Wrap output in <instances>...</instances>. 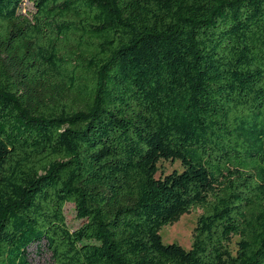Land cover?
Wrapping results in <instances>:
<instances>
[{
    "label": "trees",
    "instance_id": "16d2710c",
    "mask_svg": "<svg viewBox=\"0 0 264 264\" xmlns=\"http://www.w3.org/2000/svg\"><path fill=\"white\" fill-rule=\"evenodd\" d=\"M196 210L191 249L164 244ZM33 246L264 264V0H0V264Z\"/></svg>",
    "mask_w": 264,
    "mask_h": 264
},
{
    "label": "rangeland",
    "instance_id": "374dc122",
    "mask_svg": "<svg viewBox=\"0 0 264 264\" xmlns=\"http://www.w3.org/2000/svg\"><path fill=\"white\" fill-rule=\"evenodd\" d=\"M28 8L31 6L26 3ZM158 174L157 178H164L167 175L173 172H182L183 167L180 162L173 161H160L158 164ZM202 214L201 210L191 211L190 213H185L181 217L173 222L172 224L164 227L160 232L164 244H177L185 250H190L193 242L195 229L197 226V221L200 215ZM65 215L67 219V224L71 230L77 229L81 221L77 219L75 206L72 204H67L65 208ZM238 238H234L231 249L233 252L236 251V243ZM30 252L32 253V262L33 264H53L50 261V256L47 253L38 254L36 246L31 247Z\"/></svg>",
    "mask_w": 264,
    "mask_h": 264
}]
</instances>
